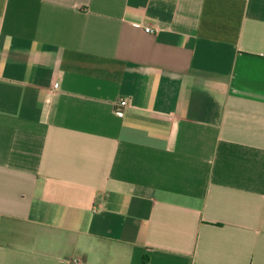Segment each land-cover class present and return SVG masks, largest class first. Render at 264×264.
<instances>
[{
	"label": "crops",
	"instance_id": "0c3cea01",
	"mask_svg": "<svg viewBox=\"0 0 264 264\" xmlns=\"http://www.w3.org/2000/svg\"><path fill=\"white\" fill-rule=\"evenodd\" d=\"M0 264H264V0H0Z\"/></svg>",
	"mask_w": 264,
	"mask_h": 264
},
{
	"label": "built area",
	"instance_id": "2783aa9c",
	"mask_svg": "<svg viewBox=\"0 0 264 264\" xmlns=\"http://www.w3.org/2000/svg\"><path fill=\"white\" fill-rule=\"evenodd\" d=\"M145 32L146 33H150L153 34L156 31L154 29H152L151 27H146L145 28ZM129 106V101L128 99H123L121 100L115 107V112L118 116H123L124 115V110Z\"/></svg>",
	"mask_w": 264,
	"mask_h": 264
}]
</instances>
